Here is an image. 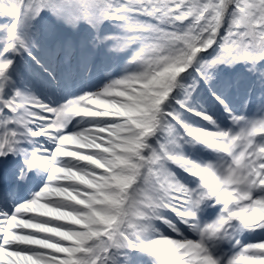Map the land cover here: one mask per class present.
Segmentation results:
<instances>
[{
    "label": "snow or ice",
    "instance_id": "1",
    "mask_svg": "<svg viewBox=\"0 0 264 264\" xmlns=\"http://www.w3.org/2000/svg\"><path fill=\"white\" fill-rule=\"evenodd\" d=\"M85 25L121 74L40 98L22 62ZM0 264H264V0H0Z\"/></svg>",
    "mask_w": 264,
    "mask_h": 264
},
{
    "label": "rangeland",
    "instance_id": "2",
    "mask_svg": "<svg viewBox=\"0 0 264 264\" xmlns=\"http://www.w3.org/2000/svg\"><path fill=\"white\" fill-rule=\"evenodd\" d=\"M40 28L42 31L47 32L52 27L47 23L42 27L40 26ZM78 29H82V26L69 29L65 36L62 34L57 36L58 40L64 41L66 44H63L55 55H50L48 48L38 49L34 52L35 55L41 58L44 64H47L49 78H60L63 83H70L69 87L67 86L68 88L66 87L65 90L62 91L61 89L63 88L60 87L62 83L57 81L55 83L57 88L51 90V94H42L44 95V99L53 103H55L52 100L53 96L58 99L57 103H63L69 96L80 95L82 92L94 91L102 87L109 79L115 78L121 74L123 61L127 58V54L108 55L107 52L108 48L111 46V42H105L102 45H98L97 49H91L89 45H86L83 37L76 34ZM24 65L34 73L35 77L38 78L40 82L47 81L42 71V69L45 68L41 64L35 63L30 58H25L21 66ZM79 78L81 82L74 85L75 79ZM233 83L234 86L229 89V100L233 107L239 110L248 95L249 88L252 87L253 84L251 79L240 85L235 82ZM29 88L34 92L30 86ZM45 90H48L47 87H45ZM238 91L240 93H238ZM37 96L40 97L39 94ZM253 98H255V93L253 94ZM206 107H208L211 112L217 113V115L219 114L216 105L207 104ZM187 151L193 155H206L199 146H197L195 152H192V150ZM247 239L255 238L247 237Z\"/></svg>",
    "mask_w": 264,
    "mask_h": 264
},
{
    "label": "trees",
    "instance_id": "3",
    "mask_svg": "<svg viewBox=\"0 0 264 264\" xmlns=\"http://www.w3.org/2000/svg\"><path fill=\"white\" fill-rule=\"evenodd\" d=\"M41 15L43 17H45L42 24L40 25L41 27L43 25H46L47 23H49L50 26L53 25L52 19L50 17H48L47 14L42 13ZM86 27H87L86 25L82 26V28H86ZM221 67L223 69V73L225 74V78L230 79L233 82L238 80L239 81L238 85L244 84L246 81L250 80V78L247 76V74L244 71L243 65L237 64L232 68H228V67H224V66H221ZM238 93H240V92L238 91Z\"/></svg>",
    "mask_w": 264,
    "mask_h": 264
},
{
    "label": "bare ground",
    "instance_id": "4",
    "mask_svg": "<svg viewBox=\"0 0 264 264\" xmlns=\"http://www.w3.org/2000/svg\"><path fill=\"white\" fill-rule=\"evenodd\" d=\"M42 71L44 72V77L47 80L46 84L49 86L50 89L55 90L57 88V86L55 85L56 80H54L53 78H49V72L47 70L42 69ZM31 78L33 79V81H35L37 88L42 90L45 93V91H44L45 85H43V83H41L40 80H38V78H36L34 75H31ZM78 82H81L80 78L75 79L74 85L77 84ZM64 84H66V83H64ZM66 85H69V83H67Z\"/></svg>",
    "mask_w": 264,
    "mask_h": 264
}]
</instances>
